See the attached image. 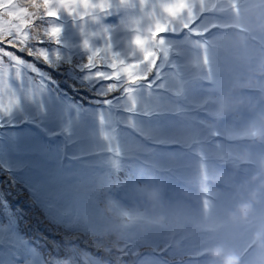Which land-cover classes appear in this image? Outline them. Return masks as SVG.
<instances>
[{"label": "snow or ice", "instance_id": "obj_1", "mask_svg": "<svg viewBox=\"0 0 264 264\" xmlns=\"http://www.w3.org/2000/svg\"><path fill=\"white\" fill-rule=\"evenodd\" d=\"M124 3L0 0V154L25 158L44 168L59 149L58 138L73 135L71 117L80 122L84 135L90 109L105 105L124 90L125 82L150 83L148 75L141 74L147 71L145 65L155 67L149 39L134 35L128 42L141 54L140 60L135 53L125 59L114 44ZM166 11L175 13L171 8ZM65 20L79 35L82 61L73 62L71 56L43 47L46 43L62 46ZM166 32V26L157 23L150 36L157 40ZM63 82L68 86L62 87ZM19 223L13 203L7 195L0 197V229L21 236Z\"/></svg>", "mask_w": 264, "mask_h": 264}, {"label": "trees", "instance_id": "obj_2", "mask_svg": "<svg viewBox=\"0 0 264 264\" xmlns=\"http://www.w3.org/2000/svg\"><path fill=\"white\" fill-rule=\"evenodd\" d=\"M83 56L84 53H81V57ZM95 117L90 109L86 117V125L93 136L98 137L100 134L98 129H104L101 127L95 128L99 126L94 121ZM112 130L110 129L108 133H112ZM78 133H81L80 122H78ZM58 144L59 149L57 152L63 153L67 160H71L69 153L71 150L76 149L77 142L68 144L66 148L64 143L58 142ZM91 145L97 146L98 140L92 142ZM80 146L77 149L78 152L83 149H90L89 145ZM22 163L23 160H21ZM47 171L46 166L42 169V172H39L41 185L37 192L24 179L19 170L5 172L1 169L0 171V197L7 195V198L13 203L15 214L26 218L24 224H21L20 227L22 232L30 237L31 243L42 251L47 260H53L55 264H75L78 261L76 253L79 252H84L91 264L100 263L101 260L105 264H124V262H128L117 259L123 245V242L117 236L118 230L114 231V237L110 234L115 229L110 230V234H108V231L99 232L101 231L100 226L90 216L85 218L89 220L87 225L85 221L83 222L80 219L79 210L73 205L70 204V206L64 207L66 202L61 199H68L65 192L67 190L66 184H52V181L47 179ZM34 175L37 176V174Z\"/></svg>", "mask_w": 264, "mask_h": 264}, {"label": "rangeland", "instance_id": "obj_3", "mask_svg": "<svg viewBox=\"0 0 264 264\" xmlns=\"http://www.w3.org/2000/svg\"><path fill=\"white\" fill-rule=\"evenodd\" d=\"M65 33H66V35L68 37V44L71 47H76V46L79 45V35H78L77 31L74 28H72V29L70 27L69 28H65ZM69 73H71V72H69ZM57 79H61L62 80L61 77H57ZM137 107H139V105ZM10 160L12 161V165L14 166V168L16 170H19V172H21V174L23 176L28 172L27 170L23 169V166H22L21 162L18 161L17 159L10 157ZM73 178L74 177H71L68 180V186H69V188L71 186H75L76 185V184L75 185H71ZM148 222L149 221H147V223ZM150 222H152V223H158V221H150ZM143 231H144V233H142L143 234V239L149 241L150 240V237L146 234V232L148 231V229L147 228H144ZM0 249H2V251H4V247L3 246H1ZM9 260L10 259H7L6 261L9 262ZM143 264H161V263L158 262L157 260L145 259L143 261Z\"/></svg>", "mask_w": 264, "mask_h": 264}, {"label": "clouds", "instance_id": "obj_4", "mask_svg": "<svg viewBox=\"0 0 264 264\" xmlns=\"http://www.w3.org/2000/svg\"><path fill=\"white\" fill-rule=\"evenodd\" d=\"M226 264H235V260L232 259V258H229V259L226 261Z\"/></svg>", "mask_w": 264, "mask_h": 264}]
</instances>
